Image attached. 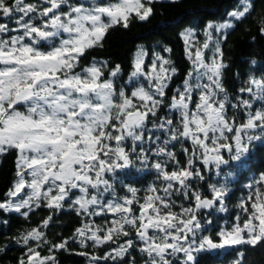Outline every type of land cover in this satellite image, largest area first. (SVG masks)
<instances>
[{"label": "snow or ice", "instance_id": "6c2138e0", "mask_svg": "<svg viewBox=\"0 0 264 264\" xmlns=\"http://www.w3.org/2000/svg\"><path fill=\"white\" fill-rule=\"evenodd\" d=\"M157 2L0 0V155L16 153L0 225L11 214L49 212L11 238L23 248L17 264H59L56 253L70 243L87 264H136L133 252L143 264H199L204 253L264 243V171L253 163L264 152V65L251 60L234 95L223 84L222 45L254 0H233L219 18L181 28L190 67L174 88L166 45L137 46L126 76L108 59L81 67L113 27L147 22ZM257 32L264 37V17ZM132 169L153 180L126 183ZM65 209L79 226L49 239ZM243 257L237 252L234 264Z\"/></svg>", "mask_w": 264, "mask_h": 264}, {"label": "trees", "instance_id": "16d2710c", "mask_svg": "<svg viewBox=\"0 0 264 264\" xmlns=\"http://www.w3.org/2000/svg\"><path fill=\"white\" fill-rule=\"evenodd\" d=\"M233 0H177L171 3L169 0H159L154 5V15L147 22H138L133 20L130 27H113L106 35L103 41V48L93 49L81 60V67L86 65L92 57L108 59L111 64H120L125 76L130 70L131 58L137 46L143 45L148 50H159L162 46H168L172 49L170 56L174 66L178 69L177 75L172 82V87H176L184 78L190 67V61L187 60L184 44L177 33L181 28L187 26L188 21L193 24H203L210 19L219 18L230 8ZM255 8L251 15L243 22L239 23L235 30H231L227 36V42L222 45L224 52V63L227 67L223 71V84L229 95H234L247 79V75L253 66L250 61L255 59L257 67L264 65V37L258 35L257 26L262 17H264V0H254ZM184 24H179L180 20ZM252 37H256L255 42ZM202 39V37H201ZM163 114V110L161 112ZM231 114V113H230ZM179 149V145H177ZM15 159L16 153L10 151L7 154L0 155V196L11 186L15 178ZM183 161V157H181ZM254 170L256 172L264 171V152H258L254 157ZM126 183H131L136 187H146L153 180V175L147 171L137 172L135 169L129 170L127 174H122ZM246 180L241 177L240 183ZM236 191L229 200V206L236 203V197L240 196ZM49 215L44 208L34 210L30 219L25 220L16 214L4 216L10 223L5 227L0 225V249L8 245L6 251H0V264H17V257L23 251L22 246L12 244L11 238L18 232L34 227ZM218 217L224 214H217ZM235 215V211H232ZM96 223H102L100 218H94ZM66 225V226H65ZM79 226V221L74 213L65 209L58 218L53 221V226L46 229L49 239H58L59 235L69 237L73 229ZM68 251H58L56 253L59 264H87L85 257L77 254L80 250L76 243L68 245ZM90 252H98L103 255L106 248L93 249L89 246ZM243 251V264H264V243L252 246H241L220 250L215 253H204L199 257V264H234L237 259V252ZM136 264H143V254L133 252ZM124 264H128L125 260Z\"/></svg>", "mask_w": 264, "mask_h": 264}, {"label": "rangeland", "instance_id": "374dc122", "mask_svg": "<svg viewBox=\"0 0 264 264\" xmlns=\"http://www.w3.org/2000/svg\"><path fill=\"white\" fill-rule=\"evenodd\" d=\"M225 250H227V249H225ZM215 253V252H214Z\"/></svg>", "mask_w": 264, "mask_h": 264}]
</instances>
